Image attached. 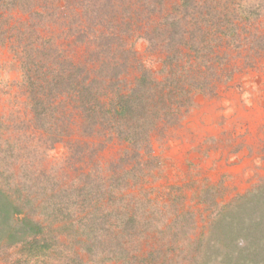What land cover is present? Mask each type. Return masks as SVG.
Instances as JSON below:
<instances>
[{"label":"rangeland","instance_id":"1","mask_svg":"<svg viewBox=\"0 0 264 264\" xmlns=\"http://www.w3.org/2000/svg\"><path fill=\"white\" fill-rule=\"evenodd\" d=\"M11 1L0 0L3 181H17L21 190L23 185L37 190L40 181H47L50 175L70 186L81 182V173L96 168L102 180L99 185L92 180L93 190H99L93 192L92 201L100 199L105 210L130 203L129 208L141 216L149 211V217L154 223H161L162 229H179L180 237L191 229L202 231L210 227L205 264L217 260L218 252L212 245L220 246L226 253L238 252L256 239L264 244V12L249 25L236 19L239 37L235 40H220L221 33L211 27H203L197 35L186 34L185 43L180 45L184 60H179V66V51L150 45L148 39L138 37L143 31L138 33L133 27L136 35L131 41L137 59L122 75L127 85L124 88H132L137 79H142L141 84L154 83L155 94L153 116L148 123L149 139L147 142L140 138V156L134 159L127 150L135 147L107 132L93 136L74 134L54 144L49 141L34 121L31 91L25 83L21 58L9 37L14 33L12 28L21 26L29 16L20 9L7 12ZM81 1L73 0L72 4L79 14ZM37 2L42 14L51 18L43 35L58 36L56 40L74 61L84 60L80 45L72 46L64 37L70 34L68 27L61 26L63 15L68 14L65 1ZM176 2L164 0L166 10ZM153 17L159 19L158 14ZM188 42L195 44L190 47ZM144 68L149 75L145 74V79ZM175 77L180 86L161 101L163 92H168L169 81ZM76 141H80L82 150L73 146ZM225 205V218L235 222L231 223L235 229L231 235L211 223L210 215ZM249 231L250 235L245 233ZM149 236L141 240V255L158 246L155 236ZM0 264L9 263L0 258Z\"/></svg>","mask_w":264,"mask_h":264},{"label":"trees","instance_id":"2","mask_svg":"<svg viewBox=\"0 0 264 264\" xmlns=\"http://www.w3.org/2000/svg\"><path fill=\"white\" fill-rule=\"evenodd\" d=\"M37 1L12 0L7 4V12L20 9L29 16L21 26L12 28L14 33L9 37L21 58L25 83L31 91L34 121L52 144L74 134L107 132L135 147L127 150L134 159L140 156L137 142L149 139L155 94L154 83L147 86L140 83L142 79H137L132 88H124L127 85L122 75L137 59L131 41L136 35L133 27L138 33L143 31L138 37L148 39L150 45L179 51V66V60H184L180 45L185 43L186 34L211 27L221 33L220 40H235L239 37L236 19L249 25L264 12V0H178L170 10H166L164 0H83L78 6L79 14L72 6L73 0H60L65 1L68 12L61 26L68 27L70 34L64 37L70 45L83 49L84 60L76 62L60 46L58 36L43 35L51 18L42 14ZM156 14L158 20L153 17ZM143 72L145 79L148 69ZM179 82L177 77L169 81L161 101L180 86ZM73 146L83 149L80 141ZM1 177L0 258L9 264H205L210 227L191 229L180 237L179 229H162L161 223L149 217V211L141 216L129 208L130 203L105 210L100 199L92 201L93 192H99L93 190L92 180L98 181L97 185L102 180L96 168L81 173V182L70 186L48 175L37 190L24 185L21 190L19 182H5ZM226 208L221 206L211 214V223L231 235L235 231L231 223L235 222L225 218ZM245 233L250 235V231ZM151 234L158 246L141 255V240L149 239ZM211 247L218 252L217 260L211 264H260L264 260V244L259 239L238 252L230 249L223 253L220 246Z\"/></svg>","mask_w":264,"mask_h":264}]
</instances>
